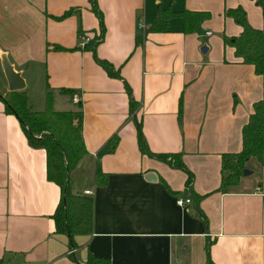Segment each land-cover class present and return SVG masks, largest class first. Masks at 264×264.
I'll use <instances>...</instances> for the list:
<instances>
[{"label": "crops", "instance_id": "crops-1", "mask_svg": "<svg viewBox=\"0 0 264 264\" xmlns=\"http://www.w3.org/2000/svg\"><path fill=\"white\" fill-rule=\"evenodd\" d=\"M97 1L106 32L94 52L101 27L90 0H0V78L9 90L8 61L33 108L34 87L46 91L45 108L50 91L55 110L82 109L88 154L72 175L87 181L74 191L90 190L94 199L92 231L76 235L73 249L67 234L55 232L61 188L48 179L46 150L29 144L0 98V264H87L89 253L111 264H206L207 241L215 264H264V163L251 159L238 187L219 191L223 154L242 150L243 126L263 98V77L225 42L243 30L226 12L242 7L263 29V8L255 0ZM165 9L208 18L193 32L182 17L152 30ZM124 80L138 104L133 112ZM136 119L153 152L182 153L192 185L184 170L140 151ZM99 168L105 185L96 183ZM178 198L191 202L179 206Z\"/></svg>", "mask_w": 264, "mask_h": 264}, {"label": "trees", "instance_id": "trees-1", "mask_svg": "<svg viewBox=\"0 0 264 264\" xmlns=\"http://www.w3.org/2000/svg\"><path fill=\"white\" fill-rule=\"evenodd\" d=\"M92 9L100 20L101 33L97 37L96 46L104 39L106 27L103 13L99 9L97 0H90ZM257 5L264 10V0H255ZM74 10L66 11L63 15L56 17L62 19L70 16ZM243 30L239 36H224L225 42L235 48L236 56L244 63L252 64L258 75L263 77V98L254 103V111L251 113L247 123L243 126V148L237 153H224L222 158V169L227 173L223 176L219 191L230 192L238 187L244 171L248 169V162L255 158L264 163V28L257 29L249 22L247 12L242 7L227 10ZM174 17H182L186 32H193L200 22L208 18L204 12L183 11L175 12L170 9L161 10L156 21L151 26L152 30L163 31L170 25ZM61 49L59 46H55ZM97 56V55H96ZM97 62L106 70L111 77L123 79L119 69L106 59L96 57ZM130 102V111L137 109L138 104L133 97L129 84L124 80ZM62 92L74 95L75 90L63 88ZM0 98L4 101L8 113L14 114L20 121L29 144L33 147L44 148L47 153V175L48 179L58 184L61 188V199L53 214L55 221V232L67 234L70 239L71 248H77L75 236L88 234L92 231L94 218V199L92 196L75 192L73 190V171L88 154L83 138V111L68 110L57 111L53 107L51 92H47L46 108L35 110L29 103L27 90L9 91L0 78ZM81 107V105H80ZM182 111V107H181ZM137 136L140 151L151 157L166 162L173 168L184 170L187 175V185L190 186L194 180V174L187 167L181 152L156 153L153 152L143 133L142 124L137 119ZM118 137L111 139L110 151H114L118 144ZM95 179L98 185H105L108 174L102 169H97ZM201 198V196H199ZM204 218L201 209L198 212ZM212 242L207 241L206 264H215L210 255ZM87 264H111L109 259L98 257L89 253Z\"/></svg>", "mask_w": 264, "mask_h": 264}, {"label": "water", "instance_id": "water-1", "mask_svg": "<svg viewBox=\"0 0 264 264\" xmlns=\"http://www.w3.org/2000/svg\"><path fill=\"white\" fill-rule=\"evenodd\" d=\"M202 50L206 51L207 48L204 47ZM3 67H4L5 76H6L7 83H8V88L10 91H21L26 88L25 79L22 77L21 73L16 72L14 70L13 66L8 61H5L3 63ZM249 173L250 171L248 169L244 171L245 175ZM146 179H148L149 181H155L157 179V176L155 175L154 172H149L146 175Z\"/></svg>", "mask_w": 264, "mask_h": 264}, {"label": "rangeland", "instance_id": "rangeland-1", "mask_svg": "<svg viewBox=\"0 0 264 264\" xmlns=\"http://www.w3.org/2000/svg\"><path fill=\"white\" fill-rule=\"evenodd\" d=\"M215 35H218V34L215 33ZM0 74L3 77V73L1 72ZM30 91L32 92L31 97H30V99H31L30 102H31V104H33L35 110L44 109L45 108L44 96H46V91H42L43 93H41V91H39L38 88H34V87ZM28 99H29V97H28ZM74 175H75L74 177H75L77 182L75 180H73V184H72L73 190H78V187H80L83 183H85L87 181V179H79V178H81V177H79V175H77V174H74Z\"/></svg>", "mask_w": 264, "mask_h": 264}, {"label": "built area", "instance_id": "built-area-1", "mask_svg": "<svg viewBox=\"0 0 264 264\" xmlns=\"http://www.w3.org/2000/svg\"><path fill=\"white\" fill-rule=\"evenodd\" d=\"M143 25H141V27H142ZM209 34H210V32H209ZM85 40H86V42H89L90 40H91V37H86L85 38ZM85 43V42H84ZM83 43V44H84ZM73 100L74 101H76V102H79L80 101V97L78 96V95H75L74 97H73ZM86 194H91V191L89 190V191H86ZM189 202H191V198H188V199H183V198H178L177 199V204L179 205V206H184L185 204H187V203H189ZM176 264H180V263H176Z\"/></svg>", "mask_w": 264, "mask_h": 264}]
</instances>
